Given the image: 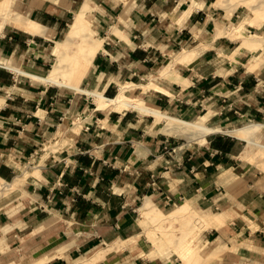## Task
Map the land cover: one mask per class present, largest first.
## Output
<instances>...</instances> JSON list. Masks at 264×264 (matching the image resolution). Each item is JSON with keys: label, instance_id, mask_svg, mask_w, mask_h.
Returning <instances> with one entry per match:
<instances>
[{"label": "crops", "instance_id": "crops-1", "mask_svg": "<svg viewBox=\"0 0 264 264\" xmlns=\"http://www.w3.org/2000/svg\"><path fill=\"white\" fill-rule=\"evenodd\" d=\"M89 1L94 10L89 5L85 13L86 34L92 51L98 47L79 81L83 92L70 93L65 87L37 82L11 68L48 75L57 60L54 50ZM89 1L24 0L19 10L25 15L15 12L38 24L41 31L14 27L19 30L0 35V178L7 181L21 168L32 169L38 175L31 172L25 186L42 191L43 206L92 223L96 232L88 237L92 226L64 220L59 229L64 228L69 239L64 240L55 230L44 232L18 257L10 252L9 244H0V264H11L27 252L36 258L32 263L39 264L48 251L51 257L40 264H175L170 254L173 249L164 250L168 245L153 226L147 235L154 249L137 240L139 225L144 229L143 217L192 225L181 241L173 243L176 254L185 261L199 256V250L191 247L189 234L211 222L208 230L199 233L201 250L205 252L209 246L210 236H214V244L227 249L220 253L221 248L216 247L210 254L218 255L204 264H264V188L257 187L256 175L235 162L239 141L212 134L216 132L208 133L213 135L208 139L207 133L200 132L192 138L177 135L200 144L185 147L171 138L175 134L165 131L163 120L137 108L123 111L101 106L87 93L110 98L107 96L117 89L114 98L123 90L126 97L147 106L127 93L146 87L150 95L145 92L143 96L150 98L151 108L186 118L210 109V118L221 126L254 121L223 128L206 124L209 113L189 120L234 131L256 125L231 135L246 142L256 140L255 132L264 126V22L248 25L256 36L243 38L255 45L247 49L241 48L242 39L232 38L235 30L245 34L242 27L225 28L233 16L216 6L217 0ZM77 6L63 39L53 48L54 63L45 73L52 54L47 42L53 41ZM88 15L98 35L89 28ZM185 57L191 60L182 61L188 59ZM66 59L67 55L62 62L68 70L71 64ZM90 96L96 107L91 106ZM158 122H163L161 130ZM57 142L56 150L46 148ZM141 198L135 219L134 206ZM159 206L175 207L166 213ZM195 208L207 212L200 216ZM34 210L29 208L13 222L44 224L48 215L38 217ZM213 210L220 216L210 215Z\"/></svg>", "mask_w": 264, "mask_h": 264}, {"label": "rangeland", "instance_id": "rangeland-1", "mask_svg": "<svg viewBox=\"0 0 264 264\" xmlns=\"http://www.w3.org/2000/svg\"><path fill=\"white\" fill-rule=\"evenodd\" d=\"M247 1L251 2L253 6H257L261 3L260 2L261 0H217V2H216V4H217L216 6L222 7L223 10L227 14H229V15L232 14V16H233L228 27H225V28H232L234 26L243 28L242 30L244 31L245 34L240 35L239 33H237V31H235V35L232 36V38L239 37L238 40H241L243 38H248V37H249L248 39H250L251 34H254L253 27H248V25L259 26L262 22H264V7L261 10H257V12L253 13L246 6L244 7L242 5L244 2H247ZM8 2H9V0H8ZM80 2H81V0H80ZM5 3L8 4L7 0H5ZM9 3L10 4H8L5 7H7V8L10 7L11 10H14V11L16 10V11L25 15V13L22 10H19V9H21V6L24 5V0H10ZM88 3L92 7L91 11L94 10L93 9L94 8L93 3H90V1ZM78 6H79V4H78ZM78 6L76 8H73V10L71 11V14L67 18L66 22H63V24H61V27L59 28V33H57L55 38L52 39L55 42H53V41L47 42V43L51 44L52 54H50V56H49L50 58L47 61V64L44 66L45 73H47V71H49L51 69V66L54 63L55 56L53 54V48L56 46L57 41H61L63 39L65 32L68 29V24L70 23V21L73 17V13L78 8ZM5 7L3 5V10L1 9V11H0V23L3 22L2 32L8 31V30H19L17 28L10 27L12 25L11 24L12 22H10L11 18H9L10 17V14H9L10 9H8V12H7V11H5ZM215 8H219V7H215ZM4 15H5V17H4ZM87 20H88V24H89V28H90L91 32H94L93 31L94 29L91 27V22H92L91 17L88 16ZM8 23L10 24V26L8 25ZM225 28H222V29H225ZM43 35H45V33ZM93 35H98V34L95 31ZM224 35L231 39V37L229 35H227V34H224ZM261 36H263V35H261ZM96 37H98V36H96ZM263 38H264V36H263ZM259 49H254L253 51H258ZM48 51L50 52V49H48ZM192 52H191L190 57H189L191 59L194 56V54H192ZM185 58H188V57H185ZM189 58L183 59L182 61L191 60ZM86 77L83 78L81 85L84 82V79ZM166 78H168V77H166ZM123 83H125V82H123ZM143 84H144V82H143ZM65 89L68 90L70 93H73V91H74V90H70L67 88H65ZM147 90H149V89L146 87H141V88L136 87L132 90H129L127 93L131 97H134L137 99H142L148 105H151L150 100H149L150 98L143 96V95H145V92L147 93V95L149 94L147 92ZM113 93L114 94H112V96H107V97L111 98V97L115 96V94L117 93V89ZM77 94H80V93H77ZM83 96H87V95L83 94ZM89 100L91 101V106L96 107V105H97L95 102L96 100L94 101V99L92 97H90ZM106 109H110V108H106ZM123 111H125V110H123ZM205 111L206 110L199 111L196 116L191 117V118H186L183 116L180 117V116H177L175 114H172V115H175L177 117H180V118H183L186 120H196V119L202 117L204 114L209 113L208 119L206 120V124H208L210 126H221L219 124L214 123V121H213L214 117L212 119L210 118L213 114L210 109H208L206 113H205ZM133 112H137V111L135 110ZM168 114H171V113H168ZM141 115L146 116L144 114H141ZM251 122H254V121H251ZM251 122H248L245 120V121H236V122L230 123L228 125H223L224 124L223 123L221 127H223V128H239V127H243V126H245ZM200 123L204 124L203 121H201V120H200ZM258 123H260V122H258ZM261 124H264V123H261ZM162 126H163V122H158L157 127L159 130H161ZM73 130L76 131L77 129L74 128ZM62 132L63 131H60L58 134L60 139L63 138L64 133H62ZM197 132L198 131L196 130L194 133L196 134ZM237 133H239V132H237ZM241 133H243V132L241 131L239 134H241ZM198 134L199 133H197V135ZM212 134L213 135H219L220 134V135L225 136V137L230 136V137H233L236 141H239V144L237 145V152H236V155L234 158L235 162L238 163L242 168H248L250 174H253V176L256 175L257 176V178H256L257 187H263L264 188V149L259 147V146H256V145L248 144L245 139L238 138L235 136H231L233 134L227 135V134L218 133V132L212 133ZM212 134L206 135L205 136L206 139H208V137H210V136H213ZM169 136H171V135H169ZM171 138H173L175 141H177V143L179 145H183L185 147L186 146L188 147V146L200 145L199 143H197L195 141H188L187 138L183 137V136H177V135L173 136L172 135ZM254 138L256 139L255 141H257L261 144H264V126H262L259 130H257V132H255ZM58 144H59L58 142L55 144H51V143L49 144L48 143V146L46 148L54 151L59 147ZM203 144H205V143H203ZM21 169L22 170H18L19 173H17L13 177V178H15L18 175H20V177H21L20 182L17 186L18 189L15 192H12V193L7 194L5 196L1 195V197H0V205L5 204L8 201L13 200V203H9V204L5 205L4 207H2V209H1V213H0V244H4L6 246H7V244H9L10 246L8 248L11 249L10 252L17 254V257H18V255L21 254L22 252L29 250V248L31 247L30 245H31V243L34 242L35 237L39 236L40 234H42L44 232L48 233L49 231L50 232H52L54 230H55V232L58 231L62 235L63 239L67 240V239H69V235L64 232V228L59 229V227L63 223L64 220H68V219L73 220L77 223H80L84 226H89V227L92 226V233L90 230L88 237L90 235L92 236L96 232V228H95L96 226L92 225V223H88L85 220H80L78 218L71 217V214H69L68 212H55V211H53V209L47 208V205L43 206V203H41L40 199H39V195H40V193L42 194V191L40 192L39 188L34 189L31 186L30 187L25 186L26 185L25 183L28 182V180H29V174L32 172L31 171L32 169H30V170L26 169V168H21ZM23 171H25L26 174L23 173ZM32 174H34L36 176L38 175L37 172H32ZM22 176H23V178H22ZM13 178L8 179L7 181L12 180ZM1 188L3 189V186H1ZM116 191L118 192V190H116ZM18 195H22V196L19 197L17 200H15L14 198L18 197ZM142 201H143V198L139 199V201H137L135 206H134V208H135L134 218L135 219H137L139 216V213L137 211V207L142 203ZM180 203H177L176 206L179 205ZM159 207L163 212L167 213L170 210H172L175 206H171L169 208H165V207H161V206H159ZM29 208L30 209L34 208L35 209L34 211L39 213L38 217H43L45 215H48V219L46 220V222L44 224L43 223L42 224L40 223L37 225L33 224L32 226H29L30 223L19 224V222H17V221L13 222L15 219H17L19 216H21L24 212L29 210ZM40 209H42V211H40ZM195 209L197 210V208H195ZM197 212L200 215V214H204V212H207V211L200 212L199 210H197ZM210 215L220 216V214L218 213V210H213V213ZM143 218H144V223H142V226H144V229H146V232L139 225V227H138L139 236H137V240L140 241L141 244H144L146 248L154 249L152 242L147 235L148 228L153 226L155 231L160 234L159 235L160 240L164 241L165 245H168L164 250H167L169 248L173 249V253L170 252V254L173 256L175 264H204L209 259L218 255V254H216V255L211 256V254H210L211 251L213 249H215L216 247L221 248L220 253L224 252V250L227 249V247H225V246L219 247L218 245L214 244V241L212 242V239L214 236H210L209 237V246L204 249L205 252H203V250H201L202 249L201 243H203V242H202V237L200 236L199 233L203 232L204 230H208L210 228L209 226H210L211 222L207 221L209 223L208 225H206L202 228H195L193 233L189 234V237H188V240L191 241V247H193V248L196 247L199 250V256H197L193 260L185 261L180 256H178L176 254V251L174 248L175 244H173V243L175 241L176 242L181 241L182 238L188 234L189 229L192 227V225L185 223V221H183V220L173 221L171 223H169V222L161 223L158 221H152V220L145 218V217H143ZM137 222H138V220H137ZM214 224H216V223H214ZM57 227H58V229H56ZM6 239H8V240L6 241ZM73 247H75V246H73ZM0 249L2 250L1 247H0ZM106 249H108V248H106ZM57 256H59V255H57ZM57 256H55V257H57ZM102 257H96V258H102ZM25 258H27V259H25ZM34 259H36V258H34V256L30 252H27L24 254V256H22L21 258H17L11 264H16L18 260H19L18 261L19 264H32V262H34L33 261Z\"/></svg>", "mask_w": 264, "mask_h": 264}, {"label": "bare ground", "instance_id": "bare-ground-1", "mask_svg": "<svg viewBox=\"0 0 264 264\" xmlns=\"http://www.w3.org/2000/svg\"><path fill=\"white\" fill-rule=\"evenodd\" d=\"M9 2H10V0H9ZM9 2L7 0L8 4H10ZM260 2L261 3L257 6H253L252 3L249 1L244 2L242 5L244 7L246 6L251 12L255 13V12H257V10H261L264 7V0L263 1L261 0ZM8 4L5 3V0H0V11H1V9L3 10V5L5 7ZM89 5L90 4L88 2H85L82 5L80 11L72 19L70 26H69V31L67 33V36H66L64 42L61 43L60 45H58L57 49L54 50L57 53V58H56L57 60H56V63L52 67L53 70L50 71V73H48V75H40V74H37L34 72L25 71V70L18 69V68H13V67H11V68L13 70H15L17 73L22 74L24 76H27V77H29V78L37 81V82L56 84V85H59L61 87H65L67 89H73V90H78V91L83 92V90H81L78 87V84H79V81H80L82 75L86 72V70L88 68V65L91 61V57L94 54L93 51L96 50L98 47L96 45L97 47H95V49L92 51L91 45H90V43H88V40H89L88 35L86 34L87 26L85 23L86 22L85 21V13L88 10ZM8 9H10V7L9 8L5 7V11L8 12ZM9 14H10L9 18H11L10 22H12L11 23L12 27H17V28H20L22 30H25L27 32H32V33H37V32L41 31V27L38 24H36L30 20H27L28 18L25 19L23 16L16 13L15 11L10 9ZM4 17H5V15H4ZM2 29H3V22L0 23V35L2 34ZM235 31H237V30H235ZM247 39L244 41L242 39L243 43L241 45V48H247V49L254 48L255 45H252L253 43H251ZM66 55H67L68 60L66 59L67 61H65V63L69 62L71 64L70 69H68V70L64 69V67H65V66L63 67L64 61L62 62L63 58H65ZM124 89H126V88H124ZM87 93L90 94L96 100V102L102 103L101 106H104V107L105 106H113V107L118 108L120 110H125L127 108H137L140 111H142L143 113L149 114L151 116H155L157 118L156 120H159V121L163 120L164 121L165 131L172 133V134H175V135H185L188 138L189 137L192 138V136L195 134L194 132L196 130L198 132H200L201 134H206V133L208 134V133H212V132H222L224 134L230 135V134H234L237 132L240 133L241 131L243 132V130H241V129L236 130V131H234L235 129L234 130H222L220 128L213 129V128L207 126L206 124L200 123V120L189 121V120H186V119L174 116V115L165 114V113H163V112H161L155 108H151L149 106H146L141 101H137V100L131 99L129 97H126L124 95L123 90H120V92H118L117 96L114 98H104L100 93H94V92H87ZM256 127H257L256 125H250L249 127H246L244 130H246L248 128L254 129ZM248 133H249V130H248ZM247 142L249 144L256 145V146H259V147L264 149V144H261L255 140L247 139ZM20 178L21 177L15 178L12 181H5L4 179L0 178V197H1V195L5 196L7 194L15 192L18 189L17 186L20 182ZM1 186H3V189L1 188ZM22 195H18V197L14 198V199L17 200ZM9 203H13V200L8 201L7 203L0 205V213H1L2 207H4L5 205H7ZM186 207L188 208V206H186ZM151 211H153V209ZM144 214H145V212H144ZM161 214H163V213H161ZM161 214H159V215H161ZM159 217H161V216H159ZM159 219L160 218H158V220ZM200 224H202V223L200 222ZM58 248L59 247H56L55 249H58ZM54 250L52 252L53 254L55 253ZM55 251H58V250H55ZM59 251H61V250H59ZM48 253H49V251H48ZM48 253H47L46 257H43L38 262L39 264L51 257V253H50V255ZM45 254H46V252H45Z\"/></svg>", "mask_w": 264, "mask_h": 264}]
</instances>
